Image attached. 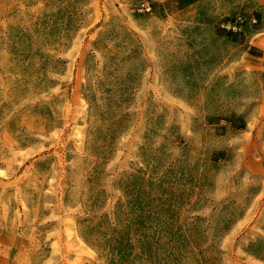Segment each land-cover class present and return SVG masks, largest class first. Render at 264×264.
<instances>
[{
    "label": "rangeland",
    "instance_id": "obj_1",
    "mask_svg": "<svg viewBox=\"0 0 264 264\" xmlns=\"http://www.w3.org/2000/svg\"><path fill=\"white\" fill-rule=\"evenodd\" d=\"M0 0V264H264V0Z\"/></svg>",
    "mask_w": 264,
    "mask_h": 264
},
{
    "label": "built area",
    "instance_id": "obj_2",
    "mask_svg": "<svg viewBox=\"0 0 264 264\" xmlns=\"http://www.w3.org/2000/svg\"><path fill=\"white\" fill-rule=\"evenodd\" d=\"M140 5H141V9H142V10H145V11H149L150 8H151V5H150V3H149L148 0H143V1H141V2H140Z\"/></svg>",
    "mask_w": 264,
    "mask_h": 264
}]
</instances>
